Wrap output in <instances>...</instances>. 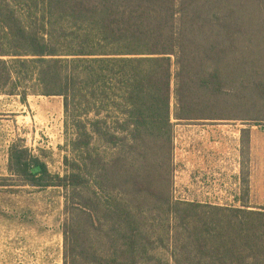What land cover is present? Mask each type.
<instances>
[{"label": "trees", "instance_id": "trees-1", "mask_svg": "<svg viewBox=\"0 0 264 264\" xmlns=\"http://www.w3.org/2000/svg\"><path fill=\"white\" fill-rule=\"evenodd\" d=\"M262 67L264 0H0V94L61 97L68 150L59 174L12 142L0 186L63 191V264H152L156 225L171 264H264L244 175L240 206L174 197L172 120L263 97Z\"/></svg>", "mask_w": 264, "mask_h": 264}, {"label": "rangeland", "instance_id": "rangeland-1", "mask_svg": "<svg viewBox=\"0 0 264 264\" xmlns=\"http://www.w3.org/2000/svg\"><path fill=\"white\" fill-rule=\"evenodd\" d=\"M261 69L264 72V68ZM245 78L248 80L249 76L239 77ZM241 86L236 80L231 94L221 100L216 98L215 109L204 119L179 122L172 119L176 122L173 165L176 166L181 153L187 152L183 148L184 140L180 139L183 136L180 129L203 124L234 128L238 175L247 178L248 186L250 183L249 208L259 209L264 206V96H252L248 87L239 90ZM171 103L173 108V97ZM107 113L110 121L119 116L112 107ZM17 140L34 153L42 150L49 170L63 174V158L68 150L62 98L30 94L24 104L17 95L0 94V179L7 175L6 146ZM243 187L239 180L236 184L239 191L227 200L229 206H240ZM173 195L181 199L174 189ZM63 208L64 196L60 188L0 186V264H63L61 226L66 218ZM155 227L156 260L152 264H171V240L161 225Z\"/></svg>", "mask_w": 264, "mask_h": 264}, {"label": "crops", "instance_id": "crops-1", "mask_svg": "<svg viewBox=\"0 0 264 264\" xmlns=\"http://www.w3.org/2000/svg\"><path fill=\"white\" fill-rule=\"evenodd\" d=\"M180 130L187 152L179 155L174 167L175 192L181 200L229 206L227 200L235 197L239 191L236 184L241 182L235 160L234 128L203 124ZM8 148L9 145L5 154L7 175Z\"/></svg>", "mask_w": 264, "mask_h": 264}, {"label": "built area", "instance_id": "built-area-1", "mask_svg": "<svg viewBox=\"0 0 264 264\" xmlns=\"http://www.w3.org/2000/svg\"><path fill=\"white\" fill-rule=\"evenodd\" d=\"M180 139H181V137H180ZM175 140H177V138H175Z\"/></svg>", "mask_w": 264, "mask_h": 264}]
</instances>
